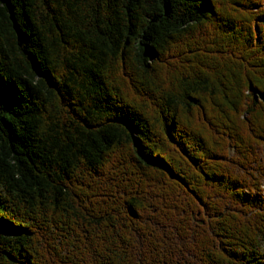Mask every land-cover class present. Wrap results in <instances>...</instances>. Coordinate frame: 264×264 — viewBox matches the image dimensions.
<instances>
[{
    "label": "trees",
    "instance_id": "1",
    "mask_svg": "<svg viewBox=\"0 0 264 264\" xmlns=\"http://www.w3.org/2000/svg\"><path fill=\"white\" fill-rule=\"evenodd\" d=\"M264 0H0V264H264Z\"/></svg>",
    "mask_w": 264,
    "mask_h": 264
},
{
    "label": "rangeland",
    "instance_id": "2",
    "mask_svg": "<svg viewBox=\"0 0 264 264\" xmlns=\"http://www.w3.org/2000/svg\"><path fill=\"white\" fill-rule=\"evenodd\" d=\"M263 249H264V247H263ZM264 263V262H263Z\"/></svg>",
    "mask_w": 264,
    "mask_h": 264
}]
</instances>
